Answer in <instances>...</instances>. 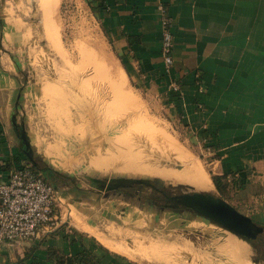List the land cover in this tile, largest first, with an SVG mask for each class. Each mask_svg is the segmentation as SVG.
<instances>
[{
    "label": "rangeland",
    "instance_id": "1",
    "mask_svg": "<svg viewBox=\"0 0 264 264\" xmlns=\"http://www.w3.org/2000/svg\"><path fill=\"white\" fill-rule=\"evenodd\" d=\"M4 1L12 21L9 26L18 25L15 17L24 14L21 87L16 89L14 100L16 119L23 122L30 137V162L42 169L60 197L58 209L65 224L78 230L89 226L127 251L132 250V242L119 235L129 231L188 251L172 255L175 264H206L195 259V254L224 263L227 250L222 241L229 238L246 248L243 259L254 263L250 242L192 210L163 206V192L201 190L172 181L180 178L183 168L172 148L178 145L198 158L212 179L210 157L164 96L127 77L96 9L87 0H55L58 51L46 39L39 0H21L22 7L16 0ZM107 162H113L111 167H102ZM127 163L136 167L127 169ZM157 168L165 175L152 172ZM91 177L140 178L146 182L112 189H104L102 184L99 189ZM206 191L226 199L231 194L226 186L220 190L214 183ZM123 254L140 264H165L148 262L140 253Z\"/></svg>",
    "mask_w": 264,
    "mask_h": 264
},
{
    "label": "crops",
    "instance_id": "2",
    "mask_svg": "<svg viewBox=\"0 0 264 264\" xmlns=\"http://www.w3.org/2000/svg\"><path fill=\"white\" fill-rule=\"evenodd\" d=\"M87 1L127 77L164 96L230 190L223 198L264 225V0ZM160 5L172 18L169 72L161 55ZM6 10L0 0V179L24 158L16 131L30 139L14 109L24 14L11 27ZM94 236L61 226L31 241H0V264H140Z\"/></svg>",
    "mask_w": 264,
    "mask_h": 264
},
{
    "label": "built area",
    "instance_id": "3",
    "mask_svg": "<svg viewBox=\"0 0 264 264\" xmlns=\"http://www.w3.org/2000/svg\"><path fill=\"white\" fill-rule=\"evenodd\" d=\"M161 55L164 69L173 64L172 18L160 5ZM171 92L179 93L172 81ZM57 192L43 173L27 158L13 162L5 179H0V241H31L61 226L70 229L58 209Z\"/></svg>",
    "mask_w": 264,
    "mask_h": 264
},
{
    "label": "bare ground",
    "instance_id": "4",
    "mask_svg": "<svg viewBox=\"0 0 264 264\" xmlns=\"http://www.w3.org/2000/svg\"><path fill=\"white\" fill-rule=\"evenodd\" d=\"M55 5H56L55 0H39V13L42 19V24L45 28L44 30L47 36L46 39L48 41L49 46L59 51L60 49L59 35H58V31H57V28L55 26V22L53 19ZM171 151L174 152L173 154L175 155V158L176 159L178 158L180 163L183 166V168L180 171L181 173L180 178H172V181L185 182V183L192 185L196 189H201V190H210L213 188L212 179L210 178L203 164L200 162L198 158L189 154L187 151H184L183 149L179 148L178 145L177 147H173ZM107 163L108 164L102 165V167L104 168L111 167L109 163H113V162H107ZM141 165L143 166V164ZM125 167L127 169H134V167L136 166H134V164L127 163ZM143 170H144V166H143ZM153 171L162 173L165 175V172L162 170H159L158 168L156 170H152V172ZM106 192H109V190H107ZM199 216L205 217L208 220L228 229L222 222H220L217 219H214L210 216L203 215V214H199ZM84 230L89 231L90 233L94 234L102 243H104L111 249L118 251V252H123V253L126 252L129 255H132L133 253H140L141 257L147 260L148 262L175 264L176 260L172 258V255L175 256L178 253L182 254L184 252L188 253V251L183 250L182 248L176 245L174 246L173 244L171 245L167 242H162L156 239H151L149 236L143 233H140L138 231H129L128 232L129 234L127 235L121 232V234L119 235L120 237H126L125 239H128V241L132 242V246H133V248H131L132 250L127 251L125 250L126 248L123 249L118 245L115 246L112 242L108 241L105 236H103L101 233L97 232L96 230L89 228V226L85 227ZM117 233H119V231ZM146 238H150V239L147 240ZM124 242L127 246L130 245L129 243H126L125 240ZM222 243L224 244L227 250V255H226L227 261H223L224 263H221L222 259H214L210 257L204 258L202 257V255H197V254L193 255V257L201 261L204 260L206 264H250L243 259L247 255L246 248L239 247V245L233 239H229V238H224Z\"/></svg>",
    "mask_w": 264,
    "mask_h": 264
},
{
    "label": "water",
    "instance_id": "5",
    "mask_svg": "<svg viewBox=\"0 0 264 264\" xmlns=\"http://www.w3.org/2000/svg\"><path fill=\"white\" fill-rule=\"evenodd\" d=\"M16 131V130H15ZM20 138L21 148L26 152L27 156L33 160V155L28 149L33 150L30 142L20 133H15ZM94 183H98L97 187L102 188H123L135 182H146L140 178H101L91 177ZM167 208H182L192 210L198 214L210 216L222 222L232 233L250 242L256 239L259 234L264 231V225L254 221L250 216L240 212L234 205L229 203L222 196L214 194L206 190L183 191L175 194L163 192ZM252 262H254L252 260ZM256 263V262H254Z\"/></svg>",
    "mask_w": 264,
    "mask_h": 264
},
{
    "label": "trees",
    "instance_id": "6",
    "mask_svg": "<svg viewBox=\"0 0 264 264\" xmlns=\"http://www.w3.org/2000/svg\"><path fill=\"white\" fill-rule=\"evenodd\" d=\"M23 153H24V157L25 158H27L28 160L32 161L27 156L26 152H23ZM34 167L37 168L36 165H34ZM37 169L42 171L41 168H37ZM212 181H213V183H214V185L216 186L217 189L222 190L225 187V184L222 182L221 176L212 175ZM197 216H199V215H197ZM199 217L208 220L205 217H202V216H199ZM250 243L253 246V249H254V252H255V255L252 256V260L254 262H256V263L264 264V231L261 234H259L256 239L251 240ZM86 262H87L86 264H90L88 262V260Z\"/></svg>",
    "mask_w": 264,
    "mask_h": 264
},
{
    "label": "flooded vegetation",
    "instance_id": "7",
    "mask_svg": "<svg viewBox=\"0 0 264 264\" xmlns=\"http://www.w3.org/2000/svg\"><path fill=\"white\" fill-rule=\"evenodd\" d=\"M109 192H111V193H112L113 191H112V190H110ZM109 192H108V193H109Z\"/></svg>",
    "mask_w": 264,
    "mask_h": 264
}]
</instances>
